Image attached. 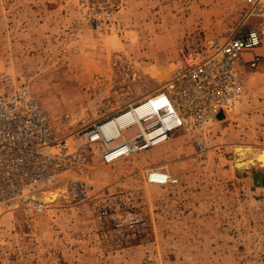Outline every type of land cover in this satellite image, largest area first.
<instances>
[{"label": "rangeland", "instance_id": "374dc122", "mask_svg": "<svg viewBox=\"0 0 264 264\" xmlns=\"http://www.w3.org/2000/svg\"><path fill=\"white\" fill-rule=\"evenodd\" d=\"M238 1L0 0V77L25 74L51 129L77 146L80 131L122 108L169 102L163 92L183 56L209 53ZM104 8L115 12V28L90 21ZM253 54L262 59L245 70L231 114H215L199 131L181 127L110 165L99 161V144L88 145L87 201L65 195L40 215L26 208L0 214V264H264V166L252 162L264 152V36L239 60ZM64 114L69 124H61ZM136 133L131 127L121 137ZM241 147L251 155L237 167ZM149 169L166 172L177 187L146 185ZM133 214L144 228L116 242Z\"/></svg>", "mask_w": 264, "mask_h": 264}, {"label": "built area", "instance_id": "2783aa9c", "mask_svg": "<svg viewBox=\"0 0 264 264\" xmlns=\"http://www.w3.org/2000/svg\"><path fill=\"white\" fill-rule=\"evenodd\" d=\"M89 19L96 28L112 29L117 26L115 12L110 8L93 11ZM252 19L258 22L248 25ZM263 36L264 0H239L237 10L223 23L220 38L210 47V52L183 56L182 70L176 73L175 80L163 92L172 109L166 105L155 110L153 122L141 120L142 131L148 133L157 126L161 128L160 139L167 138L181 127L199 131L204 124L214 121L217 113L224 116L231 114L243 94L245 70L256 68L262 59L261 55L253 54L240 61V53L257 48ZM128 108L118 110L112 117ZM60 121L61 124H69L70 115H62ZM97 126L80 131L82 142L73 145L70 137L58 136L51 129L25 74L1 76L0 214L26 208L40 215L47 208L45 204L31 200V197L63 185L67 199L78 203L87 201L92 188V176L84 155L88 145H100L98 159L103 165L151 148L149 144L152 141L149 138L145 140L141 133L110 145V140L97 139L96 134L92 135ZM195 144L199 146L201 141L195 140ZM112 148L115 149L109 152ZM144 182L148 186L169 189L178 185L175 178L156 169L146 172ZM105 214V210H100V216ZM129 219V230L114 234L116 242L133 238L139 228H144L139 214H133Z\"/></svg>", "mask_w": 264, "mask_h": 264}, {"label": "bare ground", "instance_id": "6f19581e", "mask_svg": "<svg viewBox=\"0 0 264 264\" xmlns=\"http://www.w3.org/2000/svg\"><path fill=\"white\" fill-rule=\"evenodd\" d=\"M175 78V77H174ZM174 78H172L169 82V85L175 80ZM168 105L170 107V109H172L170 103L168 101H160L157 102L154 99L148 98L146 99V101H141V103H138L137 105H135L134 107L132 106L129 107L127 111H122L121 113L118 114V116L116 115V117H114L113 119L111 118V120H107V122L105 121V123L100 124L98 127H96V132L93 133L92 135H97V139L100 138H104L107 140H110V145L111 143H117L119 141H125L126 139H123L121 137V133L125 130H127L128 128L134 127L135 129H138L139 132L143 135V138L145 140H147L148 138L150 139V141H152L150 145V147H154L156 145L161 144V142H163L164 140H167V138H161L162 133H161V128L159 127H153L151 128L148 133L147 132H143V126L140 123V121H144L145 123H150L153 122L154 119V113L155 110L157 109H161L162 107ZM132 137V136H131ZM130 137V138H131ZM148 147V146H147ZM146 147V148H147ZM115 148H112L111 150H109V152L113 151ZM235 154L237 156V161H236V165L237 167H244L246 163L241 164L242 162H244V159L246 156L251 155V151L248 148H236L235 149ZM252 162L257 163L259 166H264V152H261L259 154H256L253 158H252ZM57 187H61V186H57ZM57 187L54 188H50L45 191L48 190H53V191H48L46 193H43L41 195L38 196H33L31 197L32 200H37L40 201L42 204H56V202L58 203L59 198L60 199H65V195H66V191L65 188H58ZM64 187V185H63ZM42 193V192H41ZM40 194V193H39Z\"/></svg>", "mask_w": 264, "mask_h": 264}]
</instances>
